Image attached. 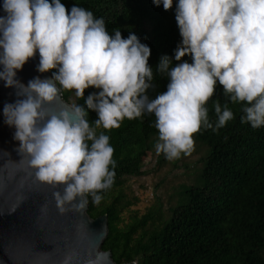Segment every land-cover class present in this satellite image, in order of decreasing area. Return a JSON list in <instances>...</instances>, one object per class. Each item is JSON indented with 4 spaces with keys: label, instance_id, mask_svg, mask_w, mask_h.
I'll return each mask as SVG.
<instances>
[{
    "label": "clouds",
    "instance_id": "obj_1",
    "mask_svg": "<svg viewBox=\"0 0 264 264\" xmlns=\"http://www.w3.org/2000/svg\"><path fill=\"white\" fill-rule=\"evenodd\" d=\"M174 0H153L165 10ZM0 16V80L16 88L15 103L3 108L5 123L15 128L14 140L35 179L51 186L60 214L82 212L98 204L114 183L116 161L109 135L98 129L120 127L124 119L155 116L157 154L169 161L189 154L194 134L217 131L234 113L213 102L215 123L207 102L217 84L233 103H244L241 122L264 127V0H176L175 19L182 42L173 57L163 55L156 66L169 78L167 90L150 98L151 49L138 36L112 34L103 17L77 4L70 10L61 0H4ZM39 53L40 73L56 69L51 78L35 77L27 85L17 71ZM191 57V63L182 60ZM59 85V87H58ZM98 92L85 97V89ZM62 90H75L79 103L53 106ZM89 110L97 119L90 123ZM60 264H110L109 253L69 249Z\"/></svg>",
    "mask_w": 264,
    "mask_h": 264
},
{
    "label": "trees",
    "instance_id": "obj_2",
    "mask_svg": "<svg viewBox=\"0 0 264 264\" xmlns=\"http://www.w3.org/2000/svg\"><path fill=\"white\" fill-rule=\"evenodd\" d=\"M67 9L77 4L103 17L110 34L115 28L127 38L130 33L151 49L149 65L153 68V87L150 98L167 90L169 78L156 66L163 55L173 57L170 67L180 63L174 59L182 42L175 19V3L165 10L153 0H61ZM191 63V57L182 58ZM52 73L56 69L50 70ZM99 90L85 89V97ZM63 98L71 104L79 103L87 109L75 90H62ZM233 111L234 119L213 131L201 129L195 133L198 141L207 146L202 159L203 168L197 181L182 185L178 203L171 208V216L155 223L154 212L135 217L120 226L121 213L133 204L121 193L107 202L126 178L145 173V160L153 153L158 140L155 116L145 113L140 118L124 119L118 128L98 129L110 137L116 161L112 186L101 193L98 204L88 196V213L95 218L104 214L109 218V231L102 249L111 250L118 263L136 261L137 264H264V127L253 128L241 122L244 103H233L217 84L216 92L206 107L215 123L213 102ZM89 110V122L97 119ZM164 159L161 160V162Z\"/></svg>",
    "mask_w": 264,
    "mask_h": 264
},
{
    "label": "water",
    "instance_id": "obj_3",
    "mask_svg": "<svg viewBox=\"0 0 264 264\" xmlns=\"http://www.w3.org/2000/svg\"><path fill=\"white\" fill-rule=\"evenodd\" d=\"M3 2L0 0V16L6 15ZM38 64L37 52L17 71V79L27 85L35 77L51 78L53 73H40ZM17 91L0 80V264H60L65 252L73 248L107 252L110 264H118L111 250L102 249L109 231L108 215L91 217L88 203L82 212L60 214L52 197L54 189L37 181L27 160L21 159L16 150L19 141L13 138L15 128L5 123L3 114L6 103L22 99ZM62 105L70 103L61 92L53 107L58 110Z\"/></svg>",
    "mask_w": 264,
    "mask_h": 264
},
{
    "label": "rangeland",
    "instance_id": "obj_4",
    "mask_svg": "<svg viewBox=\"0 0 264 264\" xmlns=\"http://www.w3.org/2000/svg\"><path fill=\"white\" fill-rule=\"evenodd\" d=\"M73 103L74 98L71 99V104ZM206 154L207 146L198 141L195 134L193 150L179 159L169 161L163 154H157L155 149L153 153H149L145 160V173L127 177L123 188L115 190L107 199L110 202L115 195L123 193L126 195L125 201H133L131 206L122 211L120 226L152 211L155 223H151L150 227L158 225L160 218L168 219L172 214L171 208L178 203L182 185L196 183ZM162 159L164 162H161Z\"/></svg>",
    "mask_w": 264,
    "mask_h": 264
}]
</instances>
